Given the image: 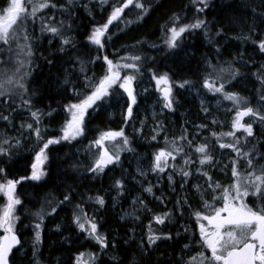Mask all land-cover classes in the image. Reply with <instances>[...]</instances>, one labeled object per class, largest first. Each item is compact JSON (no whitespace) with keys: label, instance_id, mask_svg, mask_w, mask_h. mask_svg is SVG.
I'll return each instance as SVG.
<instances>
[{"label":"trees","instance_id":"1","mask_svg":"<svg viewBox=\"0 0 264 264\" xmlns=\"http://www.w3.org/2000/svg\"><path fill=\"white\" fill-rule=\"evenodd\" d=\"M121 1L107 0L101 4L100 0H79L69 6L67 0H53L58 5L63 4L67 11L59 6L43 10L42 15L46 19L54 17L52 24L58 25L63 21L64 35L71 37L75 44L74 48L67 49L70 55L60 51L59 37L41 31L44 24H37L36 27L43 36L36 37L32 34L34 55L28 69L31 74L26 82L32 109H39L43 113L52 112L51 116L42 117L40 125L46 139L62 135L61 128L66 119L70 118L64 111V106L76 103L79 99L73 95L71 86L64 84L66 78L79 87L85 82V76H104L107 70L104 55L114 62L129 55H140L142 60L139 62L141 71L136 74L137 79L133 84L137 103L133 105L132 118L125 122L129 101L119 90L118 94L106 98L95 110H88L82 136L49 147L48 160L44 164L48 176L44 180L25 181L17 185L16 195L21 199L22 205L16 209V215L20 218L16 231L22 247L19 251L13 250L12 264H33L34 259L38 264H75L74 260L80 253L96 254L95 264H117L113 257L123 259L126 255L131 257L133 252L138 264H168L169 261L177 264L182 256L186 259L187 250L184 246L199 241L198 225L206 223L196 221L195 212L210 215L212 207H220L223 203L222 200L212 199L213 195L220 196L222 193L209 190L207 177L200 173L207 172L213 182L227 188L233 181L231 162L236 156L231 149H221L216 137L212 135L213 132L219 135L231 131L232 112H225L211 102L205 108L194 93V90L201 91V97L208 99L216 94L201 87L203 78L209 71V63L225 68L231 65L238 69L240 75L226 84V91L247 98L249 106L263 112L261 107H257V90L262 86L254 73L264 65V53L258 50L256 43L264 39V16L259 15L264 13V0H209L208 8L203 12L196 11L197 5L192 0H143L151 4L148 15L137 22L136 12L139 10L134 12L131 7L126 9L120 20L109 26L105 47L97 51V48L86 41L89 25L94 22L104 24L112 7ZM96 2L102 5L103 11L96 12ZM7 4L8 0H0V9ZM174 13L180 17V25L193 23L196 19L206 21V25L184 33L178 41L179 46L172 49L165 41L169 36L167 28ZM128 21L132 23L129 24ZM68 25L71 27L68 28ZM221 29V35L218 36L217 32ZM108 36L111 39H107ZM97 55L101 59L90 63ZM122 72L125 74L131 70L125 69ZM153 73L157 76L167 73L172 82L174 99L172 109L162 106L163 113L156 115L151 107L153 98L158 95L151 89ZM184 80L191 81V85L180 88L178 85ZM229 103L233 105L232 101ZM16 105H20L19 98H16L13 107ZM3 112L10 116L11 122L0 120V135L3 140L9 139L13 145L19 139L20 144L11 149V160L0 158L3 160L0 167L6 168L7 179H19L30 175V166L40 145L34 134L21 128V124L32 122L26 108L21 106L16 112L3 109ZM246 123L253 124L254 136L244 141L236 135L240 138L239 146L245 151L255 147L257 153H264V123L253 118L246 120ZM121 129L129 139L127 147L132 150L120 151L119 161L108 165L103 173L96 175L90 172L89 168L93 164V154L91 156L89 153L92 142L104 132ZM153 136L156 138L153 139ZM181 136H186L191 141V147L187 141L179 140ZM174 140L184 147L188 155H177L181 156V167L178 166L173 171L174 185L171 192L165 173L158 175L157 187L143 180L137 173L136 166L139 165L141 169L150 168L153 156L161 149H171ZM231 140L229 137H221L220 142L227 143ZM120 141L121 138L115 141L117 147L120 146ZM205 142L216 161L212 166H201L198 162L200 154L195 152V148ZM188 157L193 162L185 165L182 159ZM182 168L190 172L186 183H183L184 178L180 175ZM238 171L243 173L248 169L238 165ZM200 179L204 180L202 184L198 182ZM3 181L4 177H0V182ZM117 181L123 187L117 188ZM196 185L200 186L199 191ZM148 187L152 188L151 193L145 191ZM68 193H71L70 202L60 204L55 213L45 215L41 243L34 258L33 226L37 221L33 214L41 207L50 212ZM96 197L104 199L103 207L95 202ZM133 199L141 210L139 223L122 217V212ZM248 199L252 201L248 202V206L255 208L257 205L253 202L254 197ZM180 202L185 203L181 206ZM6 203L3 192H0V209ZM205 203L211 207H205ZM77 204L89 217L95 219L99 233L107 237L110 245L107 249L102 250L86 232L77 228L73 222L74 213L78 211ZM165 213H170L165 223L157 224L155 217L164 216ZM57 225L60 226L59 231ZM150 229L152 234H170L173 238L157 241L158 247H153L149 254L141 256L136 245L142 240L147 243ZM132 232L136 234L135 238L132 237ZM132 241L135 244L130 248Z\"/></svg>","mask_w":264,"mask_h":264},{"label":"snow or ice","instance_id":"2","mask_svg":"<svg viewBox=\"0 0 264 264\" xmlns=\"http://www.w3.org/2000/svg\"><path fill=\"white\" fill-rule=\"evenodd\" d=\"M73 2L74 0H67V5L71 6ZM100 2L104 4L107 0H100ZM192 2L197 5V12H203L209 6V0H192ZM27 5L31 6V11H29ZM58 6L60 9L67 11L63 4L58 5L53 0H8L6 7L0 9V64L6 65L3 69H0V120L11 122L10 116L4 115L3 109L16 112L17 108L21 106L26 108L32 122L21 124V128L28 130L30 134H34L40 145L39 150L35 153L34 162L30 166V175L21 176L19 179H7L6 168L0 167V177H4V181L0 182V192H3L7 197L6 205L0 209V230L3 232L0 235V264H12L13 250L19 251L20 247H22L16 231V224L20 219L16 215V209L17 206L22 205L21 199L16 195L17 185L25 181L40 182L48 176L47 171L44 169V164L48 160L47 150L49 147L60 144L63 141L76 140L82 136L84 134L85 116L88 114V110H95L106 98L118 94L119 90L122 89L127 94L129 101L125 122L132 118L133 105L137 103L133 84L137 79L136 74L141 71L139 62H141L142 57L140 55L124 56L121 57L124 62L120 63L114 62L107 55H104L103 61L107 65V70L98 82L94 83L91 78L85 76V82L77 87L69 79L66 78L64 80L66 86H71L73 95L79 97L78 102L64 106V111L69 114L70 118L66 119L64 126L61 128L62 135L47 139L44 137L42 134L43 130L40 127L42 117L44 115L51 116L52 112L43 113L39 109L33 110L31 98L28 96L26 80L31 74L28 69L31 67V58L34 52L26 24L30 19L34 22L38 12H42L44 9L57 8ZM130 7L139 10L136 12V20L139 22L148 15L151 4L145 3L143 0H122L119 6L114 5L107 22L102 26L94 27L87 37L88 42L97 47V51L105 47V37L109 25L113 21L120 19L125 9ZM259 15L264 16V13H259ZM53 19L54 17H50L49 22L44 23L41 31L51 33L53 37H59L60 51L67 53V49L75 47L74 41L71 37L64 35L63 29L65 25L63 21L59 22L58 25H54L51 23ZM179 20L180 17L174 13L171 18V24L167 28L169 36L165 43L172 49L179 46L178 41L184 33L204 28L206 25V21L202 19H196L193 23L183 25L179 24ZM128 23L130 24L132 21H128ZM67 27L70 28L71 26L68 25ZM221 32L222 29L217 32V35H221ZM107 39H111V37L108 36ZM256 43L258 50L264 53V39H260ZM67 54L70 55V53ZM5 56L7 59H4ZM13 56L17 58L15 62H13ZM99 59L101 57L97 55L95 60L89 62L95 63ZM125 69L131 70V72L122 75V70ZM208 69L209 71L203 78L201 87L209 92L222 94L224 99L232 101L236 106V114L231 122L232 131L220 133L219 135L215 132L212 133L221 149H231L236 154L235 159L231 162V175L235 178V181L229 187L224 188L218 182H213L207 172L200 173L207 177V188L209 190L213 193L217 191L222 193L220 196L213 195L212 199L214 201L222 200L223 203L220 207H212V214L210 215L203 214L200 211L195 212L196 221H207V225L199 223V243L186 244L184 248L189 253L197 247L203 250L196 252L195 255H189L186 260L182 256L177 261V264H264V153H257L255 147L245 151L239 146L240 138L236 136L237 132L242 131L247 137H253V124L242 121H244L245 117H250L260 123H264V112H261L259 108L249 106L247 98L241 97L237 93L226 91V84L240 75L238 69L233 68L231 65L227 68L217 67L211 63H209ZM83 71V61H81V72ZM225 73H227V76H225ZM254 75L262 86L260 90H257L259 92L258 103L264 107V65L257 69ZM152 79L155 80L157 89L163 93L164 107L172 109L174 103L172 82L167 73L159 76L153 73ZM160 85H164V87L160 89ZM190 85L191 81L184 80L178 86L184 88ZM81 89L84 91L81 92ZM16 98L20 99V105L13 107L16 103ZM213 123H216V121H213ZM221 137H229L232 140L227 143L220 142ZM118 138H121L119 147L114 144L113 149L110 150L105 145V141H117ZM155 138L153 136V139ZM179 140L187 141L189 147H191V141H188L186 136H181ZM129 143V139L125 136L122 129L120 131L102 133L98 139L92 142V146H95L99 151L94 154L93 164L89 171L96 175L103 173L108 165L119 161L120 151L125 149L132 150L127 147ZM19 144V139H16L15 145L9 139H4L0 142V158L11 160V149L18 147ZM195 152L200 154L198 162L201 166H212L216 163L207 142L197 146ZM179 154H183L186 157L188 155L184 151V147L174 140L172 141L171 150L161 149L155 155L152 170L164 172L169 166V158L175 160L176 155ZM241 160L246 163L248 169L247 174L244 176H241L238 171V165ZM192 162L191 157L184 161L185 165ZM0 163H3V160H0ZM173 175H169V181L173 180ZM180 175L184 178L183 183H186L190 172L182 168L180 169ZM183 183L181 187H183ZM116 187L121 188L123 185L120 181H117ZM195 187L197 191L200 190L199 185ZM145 191L151 193L152 188L148 187ZM249 196L254 197L253 202L257 205L255 208L249 207L245 203ZM70 201L71 193L65 194L63 200L59 201L56 207H52L50 212L41 207L40 210L33 214L37 221L33 226L32 255L34 258L41 243L45 215L55 213L56 208L60 204ZM95 202L101 207L105 203L102 197H96ZM180 203L183 206L185 202ZM205 207H211V205L205 203ZM76 209L78 211L74 213L73 222L77 228L81 232H86L87 236L95 240L102 250L107 249L110 246L109 242L106 236L99 233L95 219L89 217L79 204L76 205ZM169 215L170 213H165L164 216H156V223L164 224L165 219ZM59 228L60 226L57 225V231H59ZM172 238L170 234L163 236L152 234L150 229L147 243L145 244L142 240L136 247L141 256H144L149 254V250L153 247H158L157 241L162 239L170 240ZM126 243L129 242L126 241ZM133 244H135V241H132L129 247L131 248ZM206 253H210V255ZM86 255L88 259H84ZM96 259L97 257L94 253H80L76 256V264H89V261L95 264ZM113 259L117 261V264H138L135 252L132 253L131 257L126 255L123 259H118L117 257H113ZM33 264H38V262L34 259ZM168 264H171V262L169 261Z\"/></svg>","mask_w":264,"mask_h":264},{"label":"rangeland","instance_id":"3","mask_svg":"<svg viewBox=\"0 0 264 264\" xmlns=\"http://www.w3.org/2000/svg\"><path fill=\"white\" fill-rule=\"evenodd\" d=\"M79 0H74V2H78ZM74 2H73V4H74ZM97 3V2H96ZM96 3H95V7H96ZM27 7H28V9H29V11H31V6L30 5H27ZM99 11H103L102 10V8H100V9H98ZM131 10H133L134 12H136V11H138L137 9H134V8H132L131 7ZM44 11H42V12H38L37 13V16H36V18H35V21L34 22H32V20L30 19L29 21H28V23L26 24V28H27V33H28V35L30 36V37H32V34H35V36L36 37H40L41 35L43 36V34H41L40 33V29H38V28H36L37 27V24H39V25H43L44 23H47V22H49V18H47V19H44V15H42V13H43ZM120 20V19H119ZM52 21H54V20H51V22ZM93 30V29H92ZM92 31H89L88 32V35L91 33ZM88 35H87V37H88ZM49 37H51V36H49ZM87 37H86V41L88 42V39H87ZM106 38V37H105ZM32 43V42H31ZM89 43V42H88ZM90 44V43H89ZM32 45H33V43H32ZM92 47H95V48H97L96 46H94V45H92ZM33 48V47H32ZM4 59H7V57L5 56L4 57ZM17 58L15 57V56H13V62H15V60H16ZM120 63H123L124 61L123 60H120L119 61ZM6 65H4V64H0V69H3L4 67H5ZM122 75H123V72L121 73ZM87 77H89V78H91L92 79V81L95 83V82H98L99 81V79L100 78H102L103 77V75L102 76H99V75H96V74H90V75H88ZM26 84H27V82H26ZM152 87H151V89L154 91V94L155 93H157L158 95H157V97H154L153 98V102L151 103V107H152V110L155 112L154 113V115H156V114H162L163 112H162V106H164V100H163V95H160L159 94V90L157 89V86H156V83H155V80L154 79H152ZM162 86H164V85H160V88L162 87ZM145 90H147V89H145ZM121 91L123 92V90L121 89ZM124 93V92H123ZM194 93H195V95L197 96V98H198V100L200 101V103H201V105L203 106V107H207L208 106V104L211 102V104L212 105H214L215 107H218L219 109H221V110H223V111H225V112H229V111H231L232 112V120H233V118L235 117V114H236V112H235V108H236V106L233 104V105H231L230 103H229V101L228 100H226V99H224L223 97H221V94H219V93H216V94H214L213 96V98L212 99H208V98H205L204 96H203V98H205V99H203L202 97H201V91H198V90H194ZM126 96H127V94L126 93H124ZM220 96V97H219ZM257 107H261L262 109V111L264 112V107H262L260 104H257ZM205 110V109H204ZM249 119H251L250 117H245L244 118V121H242V122H246V120H249ZM232 120H231V122H232ZM231 126V125H230ZM231 131H232V129H231ZM236 135H239L241 138H242V140H244V141H246V140H248V138L249 137H247V135L246 134H244V133H242V131L241 132H237L236 133ZM1 136V140H0V142H2L3 141V137H2V135H0ZM100 137V135L98 136V138ZM97 138V139H98ZM114 144H116V142L115 141H105V145L111 150V149H113V145ZM91 146V151L89 152L90 153V155L92 156V154H93V156H92V163H93V158H94V154H96V153H98V149L95 147V146H92V144L90 145ZM166 150V149H165ZM169 150H171V149H169ZM158 153V152H157ZM156 153V154H157ZM84 154L86 155V152H84ZM155 154V155H156ZM88 155V154H87ZM155 155L153 156V159H152V161H151V167L150 166H147V167H150V168H144V169H141L140 167H139V165H137L136 166V171H137V173L141 176V178L143 179V180H146L148 183L150 182V183H153V185H155V186H159V183L157 182V178H158V175L160 176L161 174H163V173H165L166 175H167V177H169V175H173V171H174V169L177 167V168H179V167H181V166H179V164H180V162H181V156H177L176 155V159L175 160H172L171 158H169V166L165 169V171L164 172H159V171H153L152 170V168H153V165H154V157H155ZM185 159H187V158H183L182 159V161L184 162L185 161ZM239 165H242L243 166V168H247V165H246V163L243 161V160H241L240 161V163H239ZM174 166V167H173ZM179 166V167H178ZM222 167H223V164L219 167V169L221 170L222 169ZM141 173H143V175H141ZM240 174H241V176H244V175H246L247 174V172H243V173H241V172H239ZM203 181L204 180H202V179H200V180H198V182L200 183V184H202L203 183ZM234 181H235V178L233 177V181H232V183H231V185L234 183ZM168 185H169V188H170V191L171 192H173V185H174V181L172 180V181H169V179H168ZM3 196L5 197V200L7 201V197H6V195L3 193ZM249 197H252V196H249ZM248 197V198H249ZM246 199V201H245V203H247L248 204V202H252L250 199ZM158 201H160V200H158ZM161 202V201H160ZM222 206V205H221ZM141 210L139 209V204L136 202V200H132L131 202H130V205H129V207H127L123 212H122V217L125 219V218H129L130 220H134L136 223H139V221H140V217H139V212H140ZM205 225H207V221H206V223H205ZM198 229H199V227H198ZM133 234H132V237L133 238H135L136 237V234L134 233V232H132ZM3 234V232H2V230H0V235H2ZM199 243V241L198 242H196V244H198ZM203 249H200L199 247H197V248H195L191 253H189V252H186V259L188 258V256L189 255H195L196 254V252H198V251H202ZM206 254H208V255H210V253H206ZM84 259H88V257H87V255L84 257ZM185 259V260H186ZM91 261H89V264H91L90 263ZM74 263L76 264V259L74 260Z\"/></svg>","mask_w":264,"mask_h":264},{"label":"flooded vegetation","instance_id":"4","mask_svg":"<svg viewBox=\"0 0 264 264\" xmlns=\"http://www.w3.org/2000/svg\"><path fill=\"white\" fill-rule=\"evenodd\" d=\"M121 3H122V1H121ZM121 3H118V4H116L115 6H119ZM100 8H102V5H101L100 3L97 2V3H96V7H95L96 12H99L98 9H100ZM91 9L94 10V8H91ZM112 10H113V7H112ZM112 10L110 11L109 16H110ZM125 10H126V9H125ZM109 16H107V17L104 19V23L107 22ZM121 16H122V15H121ZM44 19H46L45 16H44ZM116 21H117V20H116ZM116 21H113V23L116 22ZM113 23H112V24H113ZM112 24H111V25H112ZM102 25H103V24H98L97 22H94V23H92L91 25H89L88 32H89V31H92V29H93L94 27L102 26ZM109 26H110V25H109ZM87 35H88V34H87Z\"/></svg>","mask_w":264,"mask_h":264},{"label":"water","instance_id":"5","mask_svg":"<svg viewBox=\"0 0 264 264\" xmlns=\"http://www.w3.org/2000/svg\"><path fill=\"white\" fill-rule=\"evenodd\" d=\"M161 89H162V88H161ZM160 93L163 94L161 90H160Z\"/></svg>","mask_w":264,"mask_h":264}]
</instances>
